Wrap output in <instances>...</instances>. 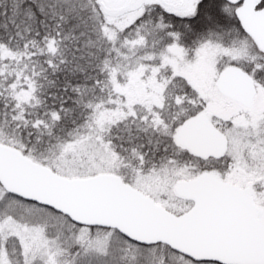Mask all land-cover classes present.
<instances>
[{"label": "snow or ice", "instance_id": "1", "mask_svg": "<svg viewBox=\"0 0 264 264\" xmlns=\"http://www.w3.org/2000/svg\"><path fill=\"white\" fill-rule=\"evenodd\" d=\"M0 264H264V0H0Z\"/></svg>", "mask_w": 264, "mask_h": 264}]
</instances>
